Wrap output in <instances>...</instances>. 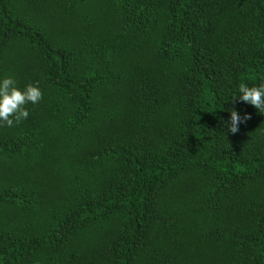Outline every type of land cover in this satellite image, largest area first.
<instances>
[{"label": "trees", "instance_id": "16d2710c", "mask_svg": "<svg viewBox=\"0 0 264 264\" xmlns=\"http://www.w3.org/2000/svg\"><path fill=\"white\" fill-rule=\"evenodd\" d=\"M3 75L0 264H264V0H0Z\"/></svg>", "mask_w": 264, "mask_h": 264}, {"label": "clouds", "instance_id": "9594fccd", "mask_svg": "<svg viewBox=\"0 0 264 264\" xmlns=\"http://www.w3.org/2000/svg\"><path fill=\"white\" fill-rule=\"evenodd\" d=\"M237 91L236 99L253 106L260 114L264 113V82L252 85L241 83ZM40 98L41 91L35 84L29 83L20 87L12 75L0 76V122L8 127L13 126L14 122L19 123L28 116V110L24 106L36 104ZM227 111V131L235 133L238 124L249 119V114L240 113L235 108H229Z\"/></svg>", "mask_w": 264, "mask_h": 264}]
</instances>
